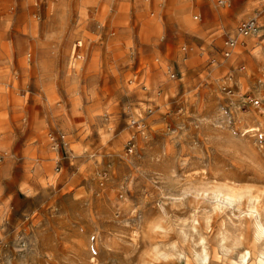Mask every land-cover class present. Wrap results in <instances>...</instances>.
I'll use <instances>...</instances> for the list:
<instances>
[{
  "label": "rangeland",
  "instance_id": "obj_1",
  "mask_svg": "<svg viewBox=\"0 0 264 264\" xmlns=\"http://www.w3.org/2000/svg\"><path fill=\"white\" fill-rule=\"evenodd\" d=\"M259 222L264 0H0V264H264Z\"/></svg>",
  "mask_w": 264,
  "mask_h": 264
},
{
  "label": "bare ground",
  "instance_id": "obj_2",
  "mask_svg": "<svg viewBox=\"0 0 264 264\" xmlns=\"http://www.w3.org/2000/svg\"><path fill=\"white\" fill-rule=\"evenodd\" d=\"M248 129H250V128H248ZM253 129V128H252ZM256 129V128H255ZM245 131H247V130H245ZM205 192V191H204ZM211 193H212V191H210ZM216 192V191H215ZM218 192H221V194H222V197H220L221 199L218 201L217 200V202L215 203L216 204V206H218V208H221V209H224V208H228V206H230L231 207V205H233L232 203H234V201H235V199H236V193L235 192H233L232 190H229V189H227V190H225V191H218ZM214 194V193H213ZM219 194V193H218ZM238 196H240V195H238ZM211 197V196H210ZM253 197V196H252ZM259 197V196H258ZM208 198V197H207ZM255 199V198H254ZM259 199V201H260V198H258ZM215 200V199H214ZM213 200V201H214ZM249 200V199H248ZM240 201V200H239ZM252 201V200H251ZM254 201V200H253ZM255 201H258L257 199L255 200ZM258 201V202H259ZM236 202L237 201H235V204H236ZM250 203H252V202H250ZM254 203V202H253ZM231 204V205H230ZM259 204V203H258ZM237 205H239V204H236L235 206H237ZM234 206V207H235ZM251 207H249V209L250 208H252L251 209V211H254L258 216H260L261 217V211L260 210H262V209H260V207H258V205L256 204H251L250 205ZM261 206V205H260ZM229 207V208H230ZM233 207V206H232ZM231 207V208H232ZM238 207V206H237ZM228 208V209H229ZM236 208V207H235ZM239 208V207H238ZM237 208V209H238ZM234 209V208H233ZM220 210V209H219ZM218 211V210H217ZM231 213H232V211H231ZM237 214V213H236ZM240 215V214H239ZM251 215V214H250ZM253 218V217H252ZM240 219V218H239ZM256 220H257V218H256ZM255 220V221H256ZM254 221V220H253ZM254 221V222H255ZM252 223V222H251ZM253 224V223H252ZM258 226L256 227V231L255 232H257V234H258V236L259 235H261V234H264V224L263 223H261V222H259L258 224H257ZM254 229V228H253ZM256 234V233H255ZM254 235V234H253ZM256 236V235H255ZM254 236V237H255ZM256 238V237H255ZM254 239V238H253ZM256 240V239H255ZM257 242V241H256ZM202 245V244H201ZM203 247V246H202ZM202 250V249H201ZM246 255V254H245ZM244 255V256H245ZM207 256V255H206ZM261 256V255H260ZM244 258V257H243ZM207 260H208V258H206ZM205 259V260H206ZM204 262V261H203ZM204 264V263H203Z\"/></svg>",
  "mask_w": 264,
  "mask_h": 264
},
{
  "label": "built area",
  "instance_id": "obj_3",
  "mask_svg": "<svg viewBox=\"0 0 264 264\" xmlns=\"http://www.w3.org/2000/svg\"><path fill=\"white\" fill-rule=\"evenodd\" d=\"M222 2V0H220ZM197 16H195L196 18ZM256 27V23L255 20L250 18L247 20H243L238 24L237 30L239 32V34L242 35H248L250 32H252L253 30H255ZM235 40L232 38H228L225 40V51L224 54L225 55H229L231 48H233L235 46Z\"/></svg>",
  "mask_w": 264,
  "mask_h": 264
}]
</instances>
